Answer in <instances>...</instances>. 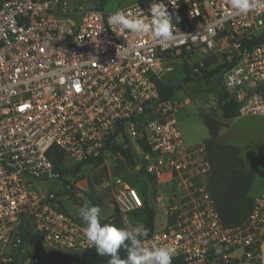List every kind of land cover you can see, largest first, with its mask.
Wrapping results in <instances>:
<instances>
[{
	"label": "built area",
	"instance_id": "1",
	"mask_svg": "<svg viewBox=\"0 0 264 264\" xmlns=\"http://www.w3.org/2000/svg\"><path fill=\"white\" fill-rule=\"evenodd\" d=\"M131 1L118 10L150 17L154 0ZM163 2L176 29L174 39L156 43L110 25L116 11L79 10L68 0H0V243L9 250L0 264H39L48 250H94L80 216L63 210L70 200L89 202L82 174L63 178L49 156L54 147L64 154L62 170L102 157L122 218L145 207L122 173L111 174L110 158L126 162L109 148L114 145L133 147L154 177L148 240L174 247L176 264H261L264 193L243 224L224 225L206 148L186 146L179 128V111L190 102L162 101L155 79L169 60L225 56L232 65L223 86L239 103V115L264 117V41L248 43L264 32V0L243 15L229 0ZM46 183L54 188L42 191Z\"/></svg>",
	"mask_w": 264,
	"mask_h": 264
},
{
	"label": "trees",
	"instance_id": "2",
	"mask_svg": "<svg viewBox=\"0 0 264 264\" xmlns=\"http://www.w3.org/2000/svg\"><path fill=\"white\" fill-rule=\"evenodd\" d=\"M262 41H264V32L257 37H253V40L248 43L251 45L261 43ZM211 65H215V68L209 71L208 67ZM231 65L232 64L226 60L225 56L219 55H206L203 59V65H192L191 62L183 60L185 77L182 79L181 84L209 80L214 76H218L221 82L223 89L218 96V105L222 111L221 118L217 119L212 114L202 116L211 136L210 139L205 141L204 146L212 167L210 187L216 208L225 226L236 227L243 224L251 214L254 199L249 196V191L253 183V174H244L238 170L241 164L239 150L232 146H223L217 142L220 130L226 126L227 122L234 120L239 116V103L223 86L222 75L226 69L231 67ZM155 82L162 101L172 100L175 92L178 91L181 86V84L171 85L159 79H155ZM140 146L144 153H150V147L145 139L140 141ZM109 148H112L115 153L121 152L126 163H129L134 167L141 166L139 172L145 180V183L149 186L148 189L151 190L150 192H147V190L143 193L139 192L143 197L145 207L130 216L141 215L143 217V228L148 231V237H150L155 227L154 221L156 212L153 206L158 190L154 184V177L145 172L144 161H142L140 156L136 154L133 147L129 146L124 149L123 145H114ZM49 156L54 163L55 168L62 173L63 178L69 172H72L73 174L80 172L81 167L84 165L93 164L94 167H99L103 163L102 157H99L95 160L87 161L78 165L74 170H62L64 154L58 148L54 147L50 151ZM103 168V170L107 171L106 167ZM90 186L92 185L90 184ZM67 192L71 194L69 190ZM86 196L92 206L101 207L99 201L92 196L90 191L86 192ZM72 197L75 198L74 195H72ZM63 210L69 212L68 208L64 209L63 207ZM112 220L114 221L112 222ZM122 221V217L115 211L114 215L108 220L102 221V223L112 224L117 228H125ZM62 255L63 254L59 251L47 253L48 260L53 264H68L66 261L67 259H62ZM120 255L122 258L125 257L126 253L123 249H121ZM57 261L60 262L57 263ZM70 264H108V258L99 256L95 250H90L80 254H73ZM172 264H176V262L172 260Z\"/></svg>",
	"mask_w": 264,
	"mask_h": 264
},
{
	"label": "rangeland",
	"instance_id": "3",
	"mask_svg": "<svg viewBox=\"0 0 264 264\" xmlns=\"http://www.w3.org/2000/svg\"><path fill=\"white\" fill-rule=\"evenodd\" d=\"M72 6L83 10L86 8L99 7L105 12H115L121 7L128 6L132 3L131 0H68ZM205 56L196 57L190 62L192 65H203V59ZM215 68V65L208 67L211 71ZM185 77L183 71V61L169 60L164 63L163 71L161 72L159 80L171 84L180 85L182 79ZM222 85L218 76H214L209 80H203L200 82H190L187 84H181L180 89L175 92L174 98L180 101L188 100V105H183L178 114L179 128L183 137V141L186 146H192L203 142L208 132H205V125L202 121V116L206 114H212L217 119L221 118V111L218 105V96L222 90ZM260 149L257 147L258 160L264 163V137L262 138ZM256 144L249 147L251 152H255ZM117 154V153H116ZM256 155L254 154V157ZM255 161V160H253ZM250 163V162H249ZM258 164L255 169V181L251 190V195L258 194V192H264V164ZM111 167V174H123L124 179L132 184L139 192L143 193L149 186L145 183L139 169L129 163L120 159L110 158L108 164ZM260 165V166H259ZM102 166L94 167V165H84L80 169L82 174V183L87 187L88 192L94 196L101 204V216L102 221L108 220L115 213L114 209V196L113 191L107 188V182L111 181L109 173L103 170ZM115 184V182H113ZM90 184L92 186H90ZM42 191L47 192L54 188L53 183L41 184ZM75 200V199H74ZM75 204L70 200L66 203V207L72 213L79 215V209L83 206H92L86 199H82L79 202L75 200ZM123 225L126 229H133L137 226L143 228V217L141 215H133L127 219L122 218ZM114 220H112L113 222ZM9 250L0 243V258L8 255ZM69 257L66 261L70 264L72 254H67ZM60 261H57L59 263ZM40 264H53L47 260L46 256L41 257Z\"/></svg>",
	"mask_w": 264,
	"mask_h": 264
},
{
	"label": "clouds",
	"instance_id": "4",
	"mask_svg": "<svg viewBox=\"0 0 264 264\" xmlns=\"http://www.w3.org/2000/svg\"><path fill=\"white\" fill-rule=\"evenodd\" d=\"M237 15L247 14L256 7L255 0H229ZM149 15L132 17L126 10H118L108 18L110 25H118L131 34L147 35L156 43L174 39L173 17L163 0L151 4ZM177 22L179 17H176ZM193 38L197 36H192ZM230 78V77H229ZM84 227L82 235L89 248L101 257L108 258V264H172L175 249L171 245L158 243L157 238L148 240V231L140 226L133 229L117 228L102 223L99 206H84L79 209ZM148 246H145V244ZM124 250L125 257L120 251ZM217 248V254L220 253ZM258 259L264 264V247L258 251Z\"/></svg>",
	"mask_w": 264,
	"mask_h": 264
},
{
	"label": "crops",
	"instance_id": "5",
	"mask_svg": "<svg viewBox=\"0 0 264 264\" xmlns=\"http://www.w3.org/2000/svg\"><path fill=\"white\" fill-rule=\"evenodd\" d=\"M221 115H222V111H221ZM202 121L204 123L203 118ZM205 130H206L205 132H208V135L205 136L203 142L192 146L204 145L205 141L210 139L211 136L209 134V130L206 127V125H205ZM263 137H264V117L240 116V115L234 120L227 122L226 126L220 130L217 137V142L219 144L223 146H232L239 150L241 164L238 170L244 174H248V173L253 174V183L249 191V196L253 199H255L258 195L264 193V192H258V194L251 195V190L255 181V169L258 167L257 165L261 163V161L258 160L257 147L260 149L259 144H261ZM255 144H256V148H255L256 150L255 152H251V150H249V147L251 145L252 147H254ZM254 154L256 155L255 157ZM261 164L264 163L262 162ZM63 258L68 259L69 257L66 254H63L62 259Z\"/></svg>",
	"mask_w": 264,
	"mask_h": 264
},
{
	"label": "water",
	"instance_id": "6",
	"mask_svg": "<svg viewBox=\"0 0 264 264\" xmlns=\"http://www.w3.org/2000/svg\"><path fill=\"white\" fill-rule=\"evenodd\" d=\"M264 247V242L262 243L261 245V248ZM49 253H51L52 251L51 250H48Z\"/></svg>",
	"mask_w": 264,
	"mask_h": 264
}]
</instances>
